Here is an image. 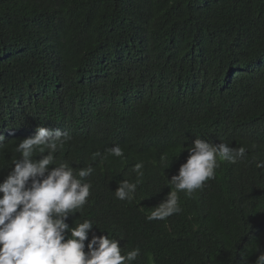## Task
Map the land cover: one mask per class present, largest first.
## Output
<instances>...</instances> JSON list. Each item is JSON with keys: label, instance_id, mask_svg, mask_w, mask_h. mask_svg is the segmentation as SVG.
<instances>
[{"label": "trees", "instance_id": "obj_1", "mask_svg": "<svg viewBox=\"0 0 264 264\" xmlns=\"http://www.w3.org/2000/svg\"><path fill=\"white\" fill-rule=\"evenodd\" d=\"M37 125L71 134L57 158L95 168L84 218L145 264H255L264 251V0H0V179ZM196 137L247 155L147 220ZM117 144L123 158L105 151ZM141 161L133 199H116Z\"/></svg>", "mask_w": 264, "mask_h": 264}, {"label": "clouds", "instance_id": "obj_2", "mask_svg": "<svg viewBox=\"0 0 264 264\" xmlns=\"http://www.w3.org/2000/svg\"><path fill=\"white\" fill-rule=\"evenodd\" d=\"M4 133L0 131V149L5 148ZM71 140L68 131L37 125L33 135L20 139L16 145L20 156L12 160L7 174L0 179V264H145L139 247L122 246V239L101 231L93 219L84 218V207L93 192L88 178L95 168L89 165L77 169L68 160L57 158L56 154ZM183 147L187 158L168 177L170 191L146 216L149 221L165 220L179 213L178 193L191 196L215 179L219 161L235 164L247 155L244 146L233 147L200 137ZM105 151L124 157L118 144ZM97 157L102 161L106 158L99 152L92 154L93 161ZM167 160V154H161V164ZM257 167L264 168V162ZM143 168L142 161L132 166L137 181L121 180L114 190L116 199H133L144 176ZM72 217L77 218L70 223ZM241 261L246 264L243 257ZM255 264H264V251Z\"/></svg>", "mask_w": 264, "mask_h": 264}]
</instances>
